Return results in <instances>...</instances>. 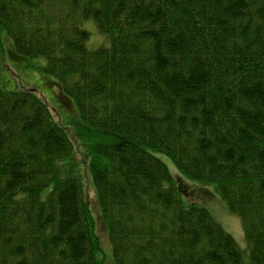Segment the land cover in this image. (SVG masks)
Returning <instances> with one entry per match:
<instances>
[{"label":"trees","instance_id":"16d2710c","mask_svg":"<svg viewBox=\"0 0 264 264\" xmlns=\"http://www.w3.org/2000/svg\"><path fill=\"white\" fill-rule=\"evenodd\" d=\"M88 19L108 45L88 48ZM9 37L117 141L85 161L95 214L63 168L71 130L36 87L0 82V264H104L100 219L113 264H264V0H0V58ZM190 182L245 246L185 204Z\"/></svg>","mask_w":264,"mask_h":264},{"label":"rangeland","instance_id":"374dc122","mask_svg":"<svg viewBox=\"0 0 264 264\" xmlns=\"http://www.w3.org/2000/svg\"><path fill=\"white\" fill-rule=\"evenodd\" d=\"M83 26L90 34L87 41L89 49L95 50L109 44V38L98 30L92 19L86 20ZM3 45L5 49L0 58V82L3 88L14 90L21 87H36L38 93L49 101L54 109L56 118L71 130L75 139V150L64 159L65 165H63V168L66 167V170L83 178L89 204L96 214L99 209L96 190L85 161L88 160V154L94 150L96 145L114 144L117 141V137L110 133H103L101 129L92 128L81 119L74 100L70 96L63 95L56 78L45 69L44 57L28 58L16 53L13 40L10 37L4 40ZM156 154L166 161L170 171L176 176L177 168L171 157L164 152H156ZM198 184L201 186L203 183L198 182ZM213 190L212 186H208V189L204 187L198 188V186H193V183L190 182L186 189L189 193L187 194L189 198H184L182 195L181 197L186 205L198 204L206 207L214 218L234 236L239 245L241 247L245 246V236L240 218L229 211L224 200L216 195ZM97 231L104 250V264H113L111 244L106 227L101 222V219Z\"/></svg>","mask_w":264,"mask_h":264}]
</instances>
